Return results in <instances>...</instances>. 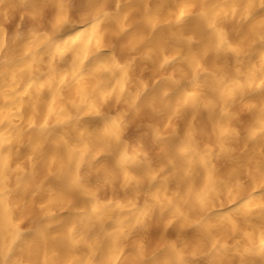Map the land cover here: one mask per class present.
Wrapping results in <instances>:
<instances>
[{
	"label": "clouds",
	"instance_id": "1",
	"mask_svg": "<svg viewBox=\"0 0 264 264\" xmlns=\"http://www.w3.org/2000/svg\"><path fill=\"white\" fill-rule=\"evenodd\" d=\"M0 264H264V0H0Z\"/></svg>",
	"mask_w": 264,
	"mask_h": 264
},
{
	"label": "bare ground",
	"instance_id": "2",
	"mask_svg": "<svg viewBox=\"0 0 264 264\" xmlns=\"http://www.w3.org/2000/svg\"><path fill=\"white\" fill-rule=\"evenodd\" d=\"M84 54H85V55L87 54V53H86V51H85V53H84Z\"/></svg>",
	"mask_w": 264,
	"mask_h": 264
}]
</instances>
